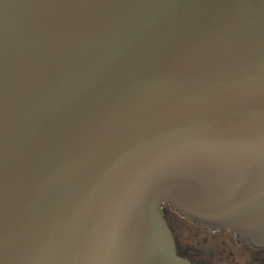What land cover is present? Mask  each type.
<instances>
[{"label":"water","instance_id":"1","mask_svg":"<svg viewBox=\"0 0 264 264\" xmlns=\"http://www.w3.org/2000/svg\"><path fill=\"white\" fill-rule=\"evenodd\" d=\"M166 205L264 246V0H0V264H191Z\"/></svg>","mask_w":264,"mask_h":264},{"label":"flooded vegetation","instance_id":"2","mask_svg":"<svg viewBox=\"0 0 264 264\" xmlns=\"http://www.w3.org/2000/svg\"><path fill=\"white\" fill-rule=\"evenodd\" d=\"M177 251L191 264H264V246L237 237L230 229H213L164 207Z\"/></svg>","mask_w":264,"mask_h":264}]
</instances>
